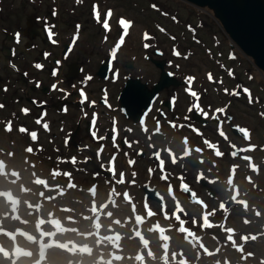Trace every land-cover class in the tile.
<instances>
[{
    "label": "water",
    "instance_id": "95a60500",
    "mask_svg": "<svg viewBox=\"0 0 264 264\" xmlns=\"http://www.w3.org/2000/svg\"><path fill=\"white\" fill-rule=\"evenodd\" d=\"M213 8L239 45L264 69V0H191Z\"/></svg>",
    "mask_w": 264,
    "mask_h": 264
},
{
    "label": "rangeland",
    "instance_id": "374dc122",
    "mask_svg": "<svg viewBox=\"0 0 264 264\" xmlns=\"http://www.w3.org/2000/svg\"><path fill=\"white\" fill-rule=\"evenodd\" d=\"M112 1H114L119 6L127 8V9L134 12L135 16L138 17V20H139L138 21V27H137L138 29H140L145 24V22L147 21V16H149V15H147V11L145 9L147 0H137L140 3V6H137V10L132 9V2H130V1H122V0H112ZM172 1L175 2L176 4L178 3L174 0H172ZM180 5H182V7H181L182 9L181 8L179 9V11H180V12H178L179 16L181 18L190 20L193 10L189 11L187 8H185L183 6V3H181V2H180ZM180 28H182V26L179 23V29ZM211 28H212L211 30L204 32L203 38H204V42H206V46L202 47V45L200 44V46H198V48L196 49L195 56L193 57L195 59L194 60L195 65L194 66L196 68V71L199 74H203V76H204V73L206 71H209L211 69L212 70L221 69L220 68V65H221L220 59H218V58H223V56H221L219 53L221 51V52H224V54H226V49H225L226 42H225L224 38L221 36V40H220V42H218L217 39L214 38V36H213L214 32H216L215 27L212 25ZM216 41L218 42V44H215ZM206 48H208L212 51L210 53H208L206 51ZM233 65L239 66L238 69L240 71H244L245 69H247V72H249L251 75H255L256 79L259 76L258 70L253 65L251 60H249V59L236 60L233 63ZM223 73H224V71H223ZM244 77H246V76H244ZM247 80H249V79H247ZM246 118L249 121H253V118H250L249 116H246ZM1 138L3 141L2 143L6 145L7 139L9 138L8 135H3Z\"/></svg>",
    "mask_w": 264,
    "mask_h": 264
},
{
    "label": "snow or ice",
    "instance_id": "6c2138e0",
    "mask_svg": "<svg viewBox=\"0 0 264 264\" xmlns=\"http://www.w3.org/2000/svg\"><path fill=\"white\" fill-rule=\"evenodd\" d=\"M93 9H94V12H95V11L97 10V6H96V5H93ZM53 15H55V13H53ZM106 15H107V17H111V16H112V10H111V9L107 10ZM96 18L99 19V16L97 15ZM119 24L123 25L125 28H128V27L131 26V22L125 20L124 18H121V19L119 20ZM104 27H105V28L108 27V23H107V21H105V23H104ZM77 28H79V26H77ZM18 37H19V34H17V38H18ZM36 67L39 68V67H42V66H41V65H36ZM5 90H6V89H5ZM244 91L247 92L248 90L245 89ZM193 94L195 95V93H193ZM2 107H3V105H0V108H2ZM21 111L24 112V113H27V112H28V109H22ZM94 122H95V121H93V123H94ZM44 128L47 129V128H48V125L45 124V125H44ZM34 135H37V134L34 133ZM93 135H95V133H93Z\"/></svg>",
    "mask_w": 264,
    "mask_h": 264
}]
</instances>
